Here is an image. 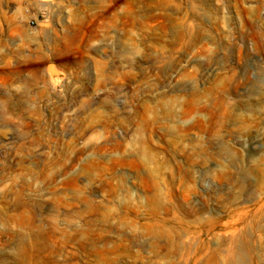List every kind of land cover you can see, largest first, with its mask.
Returning <instances> with one entry per match:
<instances>
[{"label":"rangeland","instance_id":"374dc122","mask_svg":"<svg viewBox=\"0 0 264 264\" xmlns=\"http://www.w3.org/2000/svg\"><path fill=\"white\" fill-rule=\"evenodd\" d=\"M0 264H264V0H0Z\"/></svg>","mask_w":264,"mask_h":264}]
</instances>
